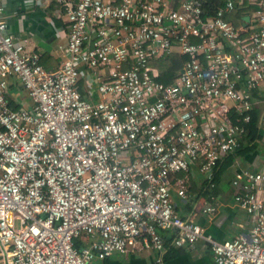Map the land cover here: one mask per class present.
<instances>
[{"label":"built area","instance_id":"built-area-1","mask_svg":"<svg viewBox=\"0 0 264 264\" xmlns=\"http://www.w3.org/2000/svg\"><path fill=\"white\" fill-rule=\"evenodd\" d=\"M22 1L56 4L68 44L47 70L8 34L0 0V264L163 253L161 231L175 247L208 243L215 264H264V168L235 173L252 228L232 241L182 218L173 199L188 200L194 177L212 183L245 144L264 86V0H226L214 15L207 0ZM245 1L257 10L236 27L225 15ZM175 54L188 61L164 84L154 64ZM12 80L31 105H17Z\"/></svg>","mask_w":264,"mask_h":264},{"label":"crops","instance_id":"crops-1","mask_svg":"<svg viewBox=\"0 0 264 264\" xmlns=\"http://www.w3.org/2000/svg\"><path fill=\"white\" fill-rule=\"evenodd\" d=\"M5 13L9 25L8 34L17 42L25 43L29 53H40L42 64L49 71H56L66 59V46L68 44V25L66 21L57 17L58 6L52 4L45 8L27 6L22 0H5ZM22 88L12 80V92L17 105H22ZM86 90L82 88L84 96ZM259 100L258 109L261 112V122L264 121V86L257 91ZM264 129V128H263ZM260 152L237 156L233 163H228V158L223 161L220 170H224L221 181L217 187L206 195L201 190L204 183L203 177H194L190 187L194 184L196 194H189L187 201H182L176 191L173 199L177 206V212L184 219H191L204 227L207 234L212 235L219 242L232 241L239 235L248 234L252 228V221L237 207L235 203V190L232 181L239 170L264 168V143ZM234 169L227 179L228 186L222 185L224 174ZM179 175L175 179L181 178ZM177 190L176 186L174 188ZM211 198L214 199L211 200ZM215 204L217 213L212 217L202 214V210L209 204ZM169 239L174 238L173 232L163 233ZM215 264L213 251L210 245L204 241L198 242L194 247H175L166 242V250L158 253L155 250H145L134 254H115L104 261H95L93 264Z\"/></svg>","mask_w":264,"mask_h":264},{"label":"trees","instance_id":"trees-1","mask_svg":"<svg viewBox=\"0 0 264 264\" xmlns=\"http://www.w3.org/2000/svg\"><path fill=\"white\" fill-rule=\"evenodd\" d=\"M225 1L226 0H207L206 9L210 10L211 15H214L217 9L225 5ZM256 10V5H252L245 1L243 4H238L237 8L232 13L225 15V19L236 27H242L244 24V17L254 13ZM187 61L188 58L186 56L176 54L157 61L154 65L157 67L160 74L158 80L164 84H171L176 79L177 73L183 68ZM251 117V122L246 126L248 133L245 139V144H243L242 148L237 150L235 153L228 156V163H233L237 156H246L248 154L261 151V144L264 140V129L261 125L260 110L256 108L251 113ZM223 173L224 170H220L218 168L215 172L214 178L212 179V183L210 181H205L204 179L201 190L204 191L206 195H210V190H213L219 185ZM179 176L182 177L183 175L179 174ZM189 192L191 194H196L198 192L195 190L194 184L190 187ZM163 233L164 232L161 231V234L167 239V242L171 243L172 239H169L168 241V237H166ZM75 245L77 248H81L84 246V243L81 240H77Z\"/></svg>","mask_w":264,"mask_h":264},{"label":"rangeland","instance_id":"rangeland-1","mask_svg":"<svg viewBox=\"0 0 264 264\" xmlns=\"http://www.w3.org/2000/svg\"><path fill=\"white\" fill-rule=\"evenodd\" d=\"M22 95H21V98H22V102L25 106H29L31 105V100L28 96V93L24 90L21 91ZM262 149V148H261ZM264 150V149H263ZM232 172H234V169H229L223 176V180H222V185L227 187L228 186V178L232 175ZM198 179H201V177L199 176Z\"/></svg>","mask_w":264,"mask_h":264},{"label":"water","instance_id":"water-1","mask_svg":"<svg viewBox=\"0 0 264 264\" xmlns=\"http://www.w3.org/2000/svg\"><path fill=\"white\" fill-rule=\"evenodd\" d=\"M244 21H245V22H249V21H250V17H249V16L244 17ZM245 25H246V24H245Z\"/></svg>","mask_w":264,"mask_h":264}]
</instances>
